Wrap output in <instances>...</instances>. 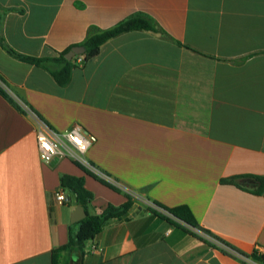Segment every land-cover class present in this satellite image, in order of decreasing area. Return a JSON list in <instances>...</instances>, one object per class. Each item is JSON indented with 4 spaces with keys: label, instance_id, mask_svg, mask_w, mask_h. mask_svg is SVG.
Listing matches in <instances>:
<instances>
[{
    "label": "crops",
    "instance_id": "1",
    "mask_svg": "<svg viewBox=\"0 0 264 264\" xmlns=\"http://www.w3.org/2000/svg\"><path fill=\"white\" fill-rule=\"evenodd\" d=\"M135 14L159 31L75 56L65 86L1 44L57 58ZM0 76L24 109L0 93V264H263L264 0H0ZM36 118L95 135L89 161L141 196L83 250L55 253L78 228L62 176L84 178L92 215L129 195L69 159L43 162ZM148 203L188 207L210 242Z\"/></svg>",
    "mask_w": 264,
    "mask_h": 264
},
{
    "label": "trees",
    "instance_id": "2",
    "mask_svg": "<svg viewBox=\"0 0 264 264\" xmlns=\"http://www.w3.org/2000/svg\"><path fill=\"white\" fill-rule=\"evenodd\" d=\"M134 30H147V31H154V32L159 31V29L155 26L153 21L143 14L132 15L126 20L118 23L116 26L106 29V30H102L98 27L93 26L90 28L88 35L86 39L84 40V42L79 44L86 48L85 54L77 55L76 57L84 56L85 60L91 59L99 54L101 47L103 46L105 42L121 34H124L129 31H134ZM1 44L4 46L5 50L13 57L21 61L43 67L44 69L49 71L51 75L54 77V79L57 81V83L62 86L67 85L71 81L72 71L74 68L77 67V64L75 62L76 57L73 58L72 60H68L65 57V55L73 47L62 52L60 56L57 58H36V57L25 56L15 51L14 49H12L11 47L7 46L4 43L3 38H1ZM2 83L4 84L5 81L0 76L1 95H3V97H5L18 110L24 112V109L22 108V106L7 92V90L2 85ZM95 177L98 178L97 176ZM254 179L259 181L261 184V186L257 190V192L259 193L263 190L264 178L255 176ZM61 185L63 189L70 191L75 196L76 204L81 205L85 208L87 216L78 222V228L76 232L71 231L69 243L55 250V253L59 251H63V250L74 249V248L83 250V248L85 247V243L90 240H94L101 233L106 222L109 219L113 217L125 215L132 205V197L129 196V201L123 204L122 206L115 207V206L110 205L101 214L92 215L89 213L88 208H89V204L94 199V194L89 189H87V187L85 186V180L83 177L64 175L61 178ZM156 205L160 206L159 204H156ZM160 207L164 208L171 215V216H167V215L160 214L163 218L169 220L172 224H175L180 227H185L184 229L186 231L191 232L209 241L208 238H206L205 236L193 231V229H196V230L201 231L205 235L212 236L210 232H208L207 230L199 226V224L195 220L194 216L192 215L188 207L186 206H181L177 208H165L163 206H160ZM252 257L254 260L259 261L264 264V255H259L255 253Z\"/></svg>",
    "mask_w": 264,
    "mask_h": 264
},
{
    "label": "built area",
    "instance_id": "3",
    "mask_svg": "<svg viewBox=\"0 0 264 264\" xmlns=\"http://www.w3.org/2000/svg\"><path fill=\"white\" fill-rule=\"evenodd\" d=\"M79 62H82L81 58ZM35 134L40 157L43 162L50 164L55 159H69L101 180L122 191L124 190L132 198H141L137 193L121 186L120 183L109 177L89 161L87 156L88 151L97 141V138L95 135L86 132L81 126L74 125L68 130L59 132L53 130L43 120L36 118ZM55 197L58 204H65L68 201L63 190L58 191ZM148 205L154 210H159L167 216H171L164 208L154 203H148ZM203 236L206 238L209 237L205 234Z\"/></svg>",
    "mask_w": 264,
    "mask_h": 264
},
{
    "label": "water",
    "instance_id": "4",
    "mask_svg": "<svg viewBox=\"0 0 264 264\" xmlns=\"http://www.w3.org/2000/svg\"><path fill=\"white\" fill-rule=\"evenodd\" d=\"M86 52V48L84 46L78 45V46H74L66 55V59L68 60H72L75 56L77 55H83ZM87 216L85 208L81 205H79L73 214L72 217V222L76 223L81 221L82 219H84ZM186 225V224H185Z\"/></svg>",
    "mask_w": 264,
    "mask_h": 264
},
{
    "label": "rangeland",
    "instance_id": "5",
    "mask_svg": "<svg viewBox=\"0 0 264 264\" xmlns=\"http://www.w3.org/2000/svg\"><path fill=\"white\" fill-rule=\"evenodd\" d=\"M196 230V229H195ZM193 231H194V229H193Z\"/></svg>",
    "mask_w": 264,
    "mask_h": 264
}]
</instances>
